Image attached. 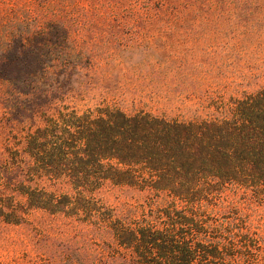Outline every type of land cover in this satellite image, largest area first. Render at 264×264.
I'll use <instances>...</instances> for the list:
<instances>
[{
    "label": "rangeland",
    "instance_id": "1",
    "mask_svg": "<svg viewBox=\"0 0 264 264\" xmlns=\"http://www.w3.org/2000/svg\"><path fill=\"white\" fill-rule=\"evenodd\" d=\"M260 93L264 0H0V264H58L82 247L77 200L119 206L152 196L49 177L32 155L33 146L48 152L44 138L34 144L46 116L109 106L210 121ZM208 200L264 229V170Z\"/></svg>",
    "mask_w": 264,
    "mask_h": 264
},
{
    "label": "trees",
    "instance_id": "2",
    "mask_svg": "<svg viewBox=\"0 0 264 264\" xmlns=\"http://www.w3.org/2000/svg\"><path fill=\"white\" fill-rule=\"evenodd\" d=\"M229 113L187 123L109 106L46 116L34 144L44 138L48 152L33 146L32 155L49 177L76 190L109 183L152 195L119 206L74 202L86 241L58 264H264V229L236 207L214 211L208 200L226 182L264 170V93Z\"/></svg>",
    "mask_w": 264,
    "mask_h": 264
}]
</instances>
